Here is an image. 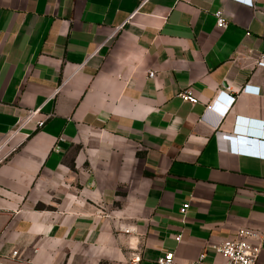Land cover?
Listing matches in <instances>:
<instances>
[{"label":"crops","instance_id":"crops-1","mask_svg":"<svg viewBox=\"0 0 264 264\" xmlns=\"http://www.w3.org/2000/svg\"><path fill=\"white\" fill-rule=\"evenodd\" d=\"M254 5L0 0V263L222 264L214 246L264 234ZM220 93L230 109L206 112Z\"/></svg>","mask_w":264,"mask_h":264},{"label":"built area","instance_id":"built-area-1","mask_svg":"<svg viewBox=\"0 0 264 264\" xmlns=\"http://www.w3.org/2000/svg\"><path fill=\"white\" fill-rule=\"evenodd\" d=\"M230 2H234L236 4L243 5L247 8L254 9V0H226ZM216 18V26L218 28H225L226 21L223 17L221 11H217L214 14ZM257 68L264 69V49L259 55V58L256 63ZM150 77H153V73L148 74ZM238 94H259V88L252 87L249 84H245L241 87ZM178 97L186 103L191 105L197 104V99L191 94L189 90H184L178 94ZM236 97L231 95H225L220 93L216 99L206 107V112H214L218 115H224L235 102ZM36 112H32L29 119L31 120L35 115ZM43 125V121H38L36 123L37 127H41ZM264 156V154H262ZM189 205L184 204L179 212L182 215H185ZM125 233L129 231L125 230ZM264 239V234L259 233L255 230L249 228H240L237 230L235 238L225 240L221 244L214 246V251L216 254L221 256L223 259L222 264H257L260 249H261V241ZM179 240V237L176 238ZM16 254L13 253L12 256ZM205 258V254H200L192 263L190 264H201ZM140 261L139 257H135L130 261V264H138ZM2 264V263H0ZM156 264H180L178 263L174 255L172 253H165L163 256L158 257L156 260Z\"/></svg>","mask_w":264,"mask_h":264},{"label":"water","instance_id":"water-1","mask_svg":"<svg viewBox=\"0 0 264 264\" xmlns=\"http://www.w3.org/2000/svg\"><path fill=\"white\" fill-rule=\"evenodd\" d=\"M250 134H251V137H255L256 141H263L262 138H264V134H262V133L260 134L258 132H252ZM248 143L255 144L257 147H263L264 146L262 143H259V142L248 141Z\"/></svg>","mask_w":264,"mask_h":264}]
</instances>
